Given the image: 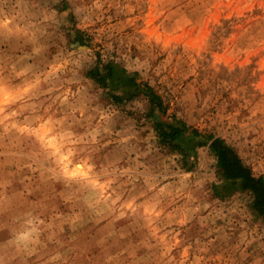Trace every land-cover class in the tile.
Returning <instances> with one entry per match:
<instances>
[{"label":"rangeland","instance_id":"rangeland-1","mask_svg":"<svg viewBox=\"0 0 264 264\" xmlns=\"http://www.w3.org/2000/svg\"><path fill=\"white\" fill-rule=\"evenodd\" d=\"M151 95L208 143H163ZM211 137L264 178V0H0V264H264Z\"/></svg>","mask_w":264,"mask_h":264},{"label":"trees","instance_id":"trees-1","mask_svg":"<svg viewBox=\"0 0 264 264\" xmlns=\"http://www.w3.org/2000/svg\"><path fill=\"white\" fill-rule=\"evenodd\" d=\"M114 69L117 71L114 74ZM102 74L100 69L94 68L89 75L97 83L106 86L107 79L117 81L126 97L130 98L139 93L146 94L149 88L142 90L135 82L133 74L124 68H118L116 64H108ZM151 109L148 116L153 118L155 130L163 143L169 145L173 150L179 151L184 157L192 156L197 147L205 146L208 139L201 138L202 135L195 129L187 126L181 120L167 122L161 120L156 110L162 109L160 97L150 96ZM211 152L215 155L217 166L221 172L223 183L215 186L214 191L222 197L229 196L233 191H250L253 195L251 208L253 212L264 220V178L255 176L251 169L244 164L233 147L221 138L211 137L209 145Z\"/></svg>","mask_w":264,"mask_h":264},{"label":"bare ground","instance_id":"bare-ground-1","mask_svg":"<svg viewBox=\"0 0 264 264\" xmlns=\"http://www.w3.org/2000/svg\"><path fill=\"white\" fill-rule=\"evenodd\" d=\"M78 169L83 170L81 165H78Z\"/></svg>","mask_w":264,"mask_h":264}]
</instances>
